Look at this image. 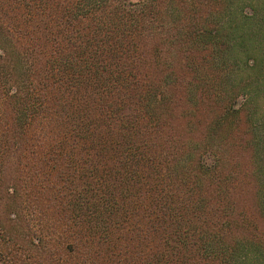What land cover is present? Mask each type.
I'll return each mask as SVG.
<instances>
[{
	"label": "trees",
	"instance_id": "trees-1",
	"mask_svg": "<svg viewBox=\"0 0 264 264\" xmlns=\"http://www.w3.org/2000/svg\"><path fill=\"white\" fill-rule=\"evenodd\" d=\"M245 3L236 26L237 0H0L8 141L32 148V196L55 212L32 236L2 189L0 264H264L236 208L246 155L264 219V0ZM167 30L178 56L203 50L175 96ZM239 114L242 139H215Z\"/></svg>",
	"mask_w": 264,
	"mask_h": 264
},
{
	"label": "rangeland",
	"instance_id": "rangeland-1",
	"mask_svg": "<svg viewBox=\"0 0 264 264\" xmlns=\"http://www.w3.org/2000/svg\"><path fill=\"white\" fill-rule=\"evenodd\" d=\"M245 0H237V9H234V19L231 22V24L236 25L240 22H243V20L239 17L238 9H241L242 13H251V8L247 5V3L242 4ZM249 1V0H246ZM263 0H250L251 3H254L256 7L260 8L262 5ZM236 22V23H235ZM244 23V22H243ZM246 24V23H245ZM237 26V25H236ZM237 31H243V28L246 29V26L244 27V24L242 28L236 27ZM236 31V32H237ZM169 31L167 30V33ZM161 46L165 48L164 55L166 56V63L167 66L164 68V71L172 72L173 75L175 74H182L184 75L181 78L180 84H175L174 87L170 90L171 94L175 96L179 93V86L182 85L183 82H185V77L187 73L189 72L188 66H190V70L193 69V66L196 68H199L200 66V60L198 55L203 54V50H190L185 49V58L183 57V52L181 49L178 50L179 56L176 54L175 50L177 48L176 42H174L171 37L169 36L161 42ZM211 49H206V51L210 52ZM188 70V72H187ZM198 70V69H197ZM199 71V70H198ZM192 72H189L191 74ZM194 74V73H193ZM174 80H176V77L171 76ZM4 95H2V92L0 90V104L3 102ZM244 95H238L237 97V104L241 103L244 99ZM184 123V122H183ZM228 124H221V126L218 127L217 130H214L212 133L216 137H221L222 135L229 137L232 143H238L239 140L242 139V136L244 135L243 130L244 129V122L242 121V114L237 115L233 119V121ZM201 124V123H200ZM199 124V125H200ZM230 124V125H229ZM183 124V126H185ZM204 126V123L201 124V126ZM14 126L11 125L9 117L2 113V109L0 108V196L2 189L7 187L8 191H12V188H16L18 193L20 194V197L23 198V203L26 205V208H24L21 212L25 215V223L29 227L30 235L34 236V233H40L43 236H47L51 234L52 228L49 227L50 217L54 215L52 212L53 210L47 209V208H39V205L37 203V199L32 196V188L35 191L36 186V177L37 173H31V171L34 170L33 162L35 161L34 154L32 153V148L28 145L27 147L23 148L24 145L19 147L18 144H15L14 146H11L8 141V136L11 134V136L14 138V140L18 141L15 137L17 133V129L12 131ZM202 128V127H201ZM203 129V128H202ZM12 131V132H11ZM216 133H219L216 135ZM7 135V136H6ZM184 136V133H183ZM27 137V136H26ZM196 141H200L202 139V131L197 133V136L195 137ZM227 140L226 138H224ZM222 140V138H221ZM33 155V159L31 158V153ZM160 146H157V148ZM219 147V146H218ZM160 150V149H159ZM169 150V149H168ZM220 151V149H217ZM161 151V150H160ZM174 151L178 152V149H174ZM179 154L183 155L182 153L178 152ZM244 154V151H243ZM205 156V155H203ZM240 162L238 164V167L241 169V173L239 174V180L237 181L239 183V186L241 187L242 196H239L240 198L237 201V207L239 210L242 211V216H250V222L252 224V227H249L251 230H248L249 232H253L257 235L261 234L264 237V219L257 211L256 208V200L254 196V188L251 183L250 174H248L247 171V156L240 157ZM136 164L134 167H137ZM33 169V170H32ZM75 184V191L77 188L80 189L79 185H76V181H72ZM77 192V191H76ZM83 196V195H80ZM2 198V197H0ZM1 200V199H0ZM69 216V215H68ZM43 217H47L48 222L43 223L41 219ZM68 229L69 226L65 223H62L61 225H57V228L55 229L59 233L62 232L64 229ZM1 231V229H0ZM80 231V237L81 239H84L85 235V229L81 228V230H73L71 232V235H76V232ZM54 234H52L53 236ZM50 236V235H49ZM61 241V240H60ZM59 255H63L62 252L58 253ZM57 254V255H58ZM64 256V255H63ZM60 256L58 257V259ZM80 259L76 256L75 259L69 258V260H76ZM60 260V259H59Z\"/></svg>",
	"mask_w": 264,
	"mask_h": 264
}]
</instances>
